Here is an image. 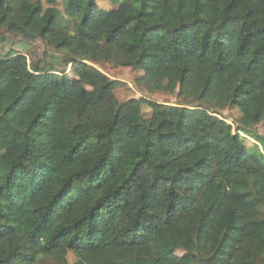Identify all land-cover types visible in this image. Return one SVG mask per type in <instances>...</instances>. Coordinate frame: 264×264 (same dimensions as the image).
Masks as SVG:
<instances>
[{"label":"trees","instance_id":"obj_1","mask_svg":"<svg viewBox=\"0 0 264 264\" xmlns=\"http://www.w3.org/2000/svg\"><path fill=\"white\" fill-rule=\"evenodd\" d=\"M96 1L0 0V264H264V0ZM99 63L177 102L148 125Z\"/></svg>","mask_w":264,"mask_h":264},{"label":"rangeland","instance_id":"obj_2","mask_svg":"<svg viewBox=\"0 0 264 264\" xmlns=\"http://www.w3.org/2000/svg\"><path fill=\"white\" fill-rule=\"evenodd\" d=\"M119 5V0H97L96 6L97 10L95 15L97 17H103L107 12H111L116 9ZM56 7H58L61 12V3L58 2ZM100 17V18H101ZM8 40L1 46L2 53L7 52L9 49L27 54L28 57H34L35 59L45 60L47 62H52L53 65L62 70L65 69L66 72L71 70L73 62H69L66 65H62L61 59L63 57V52L57 51L52 46L48 45L39 38H34L32 40H24L15 36H7ZM56 58V59H55ZM102 72H104L111 80L116 81L115 89L113 91L114 96L118 102L130 103L134 106H139L143 112L144 121L148 125L152 124L151 118V108L147 102L141 101L144 100H153L165 104H175L177 102L175 93L167 92H149L143 91L138 86L135 85V78L141 73L131 70L129 67L116 66L111 63H99L94 64ZM241 112L236 107L224 106L220 110V116L225 118L228 123L233 125L238 124V118L240 117ZM254 131L264 135V123L256 125L253 129ZM244 135V134H242ZM246 144L253 146L255 141L249 137L245 138ZM165 258L170 259L171 255L164 254ZM189 258L187 257V260ZM68 260L70 264L73 262V256L71 253L68 255Z\"/></svg>","mask_w":264,"mask_h":264}]
</instances>
